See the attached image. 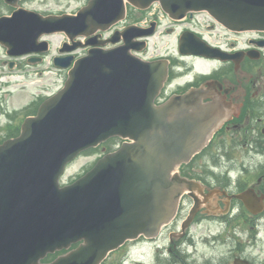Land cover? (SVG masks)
Masks as SVG:
<instances>
[{
  "label": "water",
  "instance_id": "water-1",
  "mask_svg": "<svg viewBox=\"0 0 264 264\" xmlns=\"http://www.w3.org/2000/svg\"><path fill=\"white\" fill-rule=\"evenodd\" d=\"M125 1L90 0L75 15L36 14L34 21L25 13L21 19L19 13L0 17V41L10 53L48 50L47 41L40 42L42 49L35 46L43 33L64 31L73 41L90 36L121 19ZM128 1L146 8L156 0ZM157 1L172 16L204 9L229 28L264 29V0ZM14 45L20 50H12ZM126 49H91L76 61L65 86L25 119L21 134L0 145V264H100L127 239L157 236L176 215L189 182L180 176V163L199 146L197 134L212 131L223 114L202 112L189 120L176 99L156 105L166 65L131 57ZM62 59L55 58L58 67L70 65ZM194 121L200 126L173 125ZM113 135L134 142L60 185L69 161ZM80 240L55 260L41 262Z\"/></svg>",
  "mask_w": 264,
  "mask_h": 264
},
{
  "label": "flooded vegetation",
  "instance_id": "flooded-vegetation-1",
  "mask_svg": "<svg viewBox=\"0 0 264 264\" xmlns=\"http://www.w3.org/2000/svg\"><path fill=\"white\" fill-rule=\"evenodd\" d=\"M19 7L21 8V2ZM14 9L0 8V14L9 15ZM3 10L5 11L1 12ZM146 13L129 6L124 20L117 22L109 30L102 31L101 35L94 39L98 42L109 40L97 47L112 48L122 45L126 40L139 46L142 43L138 40L144 36H137L136 33L147 34L155 30L156 35L161 30L166 34H175L177 45L180 38L186 34L193 36L195 41L207 42L215 48L221 47L230 52L239 50L237 52L242 54L238 66L234 61L219 62V66L202 73L194 72L193 66L198 59L209 61L205 57L183 56L177 51V56L168 58L170 76L158 99L159 102L168 100L174 94H184L192 88L206 86L211 82V94L224 101L230 116L193 161L183 164L185 166L182 175L198 183L192 191L184 194L177 217L163 228L159 237L150 242L155 244L158 258L164 254L165 259L172 264H258L254 260L247 261L245 249L250 240L255 241L260 237L264 210L255 213L246 208L236 209L240 203L235 194L252 189L254 195L264 197V69L250 58L251 55H259V60L264 61V31L233 33L210 21L211 18L207 14H204L203 18L188 16L174 20L167 14L160 17ZM131 25L138 27L128 33L126 30ZM218 30L235 34V38L244 37L245 46H236L239 41H230L229 45H223L224 40L219 37L224 34L217 33ZM112 39L116 42L113 43ZM84 41H87V38ZM90 48L88 46L74 51L72 59L75 61L85 55ZM0 51L4 52V55L0 56L2 71L11 67L16 71H21L23 66L26 70L34 67L28 64V61L35 57L20 56L10 61L4 46L0 45ZM131 53L145 56L147 51L132 48ZM188 61L191 62L192 69L183 71L189 67ZM255 71H258V76L253 73ZM213 100L211 97L204 99L205 102ZM242 152L250 153L247 156L248 165L240 163ZM221 157L226 160H221ZM224 162L226 165H223ZM191 213L193 216L189 218ZM197 229L207 233L202 237L204 241L201 240V243L212 248V254L208 255L194 244L195 233L191 232ZM214 229L219 230L213 233ZM161 237L166 239L165 244L158 241ZM225 239L230 247L218 254L216 247L211 245ZM257 247L259 248V244ZM129 250L130 248L127 251ZM126 253L123 254L124 257ZM258 261L262 264L259 259Z\"/></svg>",
  "mask_w": 264,
  "mask_h": 264
},
{
  "label": "rangeland",
  "instance_id": "rangeland-1",
  "mask_svg": "<svg viewBox=\"0 0 264 264\" xmlns=\"http://www.w3.org/2000/svg\"><path fill=\"white\" fill-rule=\"evenodd\" d=\"M88 0H31L26 1L25 5L31 6L30 8L39 10V11H68L75 12L79 7L85 4ZM170 38V37H169ZM63 39L62 35H54L50 37L52 42L53 51H56L58 46L61 44ZM157 43L156 53H173L175 51V41L171 38H155L152 39L151 44L153 47ZM55 53V52H54ZM4 52L0 51V56H3ZM47 62L43 66H39L44 70V73L41 75L39 71L37 72H18V71H4L6 73H2L0 75V80L4 82V89L8 91H0V106L5 105L7 109H12V117L14 115H21V119L27 113L32 112L37 104L40 102L42 98L47 95L56 92L59 88L62 87L64 81V73L57 72L54 70L49 63L51 59V55L47 58ZM211 64H201V68H209ZM6 81H9L10 85L6 84ZM2 101L4 102H1ZM13 108H18V110H14ZM1 111V110H0ZM17 112V113H15ZM7 115L0 114V120H5ZM10 118V117H9ZM8 118V119H9ZM11 121V120H9ZM4 132H0V140L4 137ZM117 140L111 139L108 141L106 146L113 145ZM104 146V145H103ZM102 146H99L98 149L90 152L83 153V155H79L74 161H72L68 165V169L63 178V183L70 182L75 179L79 174L83 173L89 167H91L98 158L102 155ZM221 160H226L224 157H221ZM223 165H226L224 162ZM260 230V237L257 240H250L245 249V253L247 254V259L254 260L255 263L259 264V260L264 263V219L263 226ZM219 229H214L212 232H218ZM206 232H201L198 236H196L195 244L199 247V249L206 252L208 255L212 254L214 251L212 248H209L208 245H203L199 242V239ZM226 238V236H225ZM166 241V239H165ZM160 242L163 243V240L160 239ZM226 239L221 242H217L216 244H212L211 246L216 247V251L218 254L226 249V247H230L227 245ZM259 244V248L257 245ZM129 245V244H127ZM126 248L124 247L120 254L116 253L112 259L121 258V255L126 252ZM263 252V254H262ZM252 253V255H251ZM250 256V257H249ZM137 261L143 262L145 264H172L167 259H165V255L162 254L161 258L157 256V250L152 243L145 242L138 244L135 248L130 249L127 258L125 259L123 264H138ZM106 264H112L109 260Z\"/></svg>",
  "mask_w": 264,
  "mask_h": 264
}]
</instances>
